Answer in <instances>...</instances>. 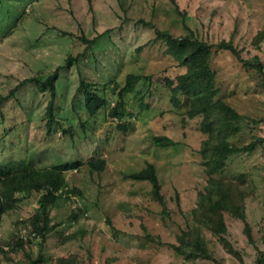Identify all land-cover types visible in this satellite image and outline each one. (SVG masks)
<instances>
[{
  "label": "rangeland",
  "instance_id": "374dc122",
  "mask_svg": "<svg viewBox=\"0 0 264 264\" xmlns=\"http://www.w3.org/2000/svg\"><path fill=\"white\" fill-rule=\"evenodd\" d=\"M0 0V166L23 159L26 168L51 167L67 159L102 157L105 166L96 171L84 164L64 177L71 193L51 208L54 229L45 241L30 240L15 248L12 240L31 231V216L39 192H19L15 207L0 223V260L3 264H30L42 255L56 264L58 257H74V264H241L209 231L206 236L216 262L197 258L186 261L167 243L186 225L196 193L206 183L199 148L205 134L200 116L186 115L187 99L171 100L170 80L183 71L165 52L155 30L181 35L185 24L201 39L216 43L231 40L243 58L257 55L264 66V0ZM94 38L88 44L81 36ZM261 37H260V36ZM260 37V38H258ZM60 68L55 83L56 120L46 125L48 91H40L35 75L46 76ZM210 65L216 72L217 96L238 112L264 116L262 74L247 67L227 50H213ZM143 77L124 94V117L115 120L110 109L127 73ZM80 76L95 84L109 104L95 118L82 107ZM123 123L125 128L116 126ZM72 127L73 134L64 132ZM264 135V122L242 123L231 142L250 141L252 133ZM174 141L155 145L153 136ZM147 161L156 167L167 214L153 200L150 183L125 173ZM249 172L254 193L245 200L246 220L225 214L231 245L244 263L253 262L256 248L264 250V146L231 155L224 170L215 174L232 178ZM5 251V253H3Z\"/></svg>",
  "mask_w": 264,
  "mask_h": 264
},
{
  "label": "trees",
  "instance_id": "16d2710c",
  "mask_svg": "<svg viewBox=\"0 0 264 264\" xmlns=\"http://www.w3.org/2000/svg\"><path fill=\"white\" fill-rule=\"evenodd\" d=\"M171 1L178 11L175 0ZM184 26L186 31L181 35H173L167 30L156 29L154 40H163L165 52L184 68L175 76V80H170L167 84L170 86L171 100L175 104L179 102L178 93L186 96V115L188 117L200 116L199 129L205 134L199 148L200 163L208 177L203 188L196 193L195 205L188 212L185 227L175 235L176 242L167 243V245L186 261L206 258L216 262L214 250L209 244L205 232L209 231L212 236L218 238L229 253L236 256L241 264H264V250L255 246L257 255L253 262L244 263L241 253L231 245L227 238L228 228L225 214L241 220L248 240L254 243L245 212V200L247 197L253 196L254 193L251 174L241 172L227 179L215 176L224 170L231 155L249 153L257 145L264 146V135L257 132L252 133L251 139L247 143L235 144L230 140V137L241 132L243 122L260 124L264 122V116L256 118L240 113L223 98L217 96L219 89L216 72L210 65V59L214 49L227 50L234 54L244 66L253 67L259 71L262 74L261 80L264 86L263 63L257 55L243 58L241 50L231 40L221 39L216 43H210L201 39L186 24ZM81 39L88 44L95 40L83 35ZM72 59V56L68 55L65 59V65L57 66L50 74L46 76L35 75L26 79L35 82L40 91H48L50 94V99L45 108L48 128L56 120L54 98L58 72L61 67L69 66ZM142 77L139 73L130 72L126 74L124 84L117 91L118 101L109 113L110 116H114L115 120L118 121L124 117L122 109L124 94L133 90L137 81ZM94 85L80 76L79 88L82 89V107L91 119L95 118L98 112L109 104L104 95L96 92L93 88ZM3 98L5 96L0 99V102ZM116 126L125 128L123 123H117ZM63 131L73 134L74 130L69 126ZM153 141L158 146L174 144V141L166 135H155ZM84 164L99 172L103 170L105 160L102 157L87 161L76 158L61 161L51 167L26 168L24 160L21 159L0 166V223L4 213L15 207L19 200L17 195L19 192L27 195L33 191L40 193L37 201L38 206L31 216V231L26 233L24 238L20 235L17 240H12L11 243L15 248L25 247L31 242L30 240L45 241L48 233L55 226L50 219L51 208L58 205L57 201L62 199L63 195L64 199H68L71 193H79L75 187L68 186L64 173L72 169L79 170ZM125 176L135 180H147L150 183L153 200L161 204L162 214H167L166 200L161 192V183L156 173V167L152 162L147 161L139 169L125 173ZM42 257V255H38L32 258L30 264H40L51 260L49 257ZM75 260L74 257H58L55 259V263L74 264L76 263ZM110 263L111 261L106 259L102 264ZM0 264H3L1 260Z\"/></svg>",
  "mask_w": 264,
  "mask_h": 264
}]
</instances>
